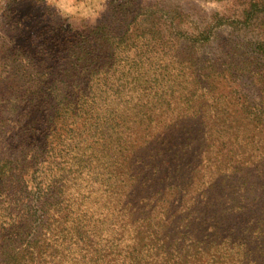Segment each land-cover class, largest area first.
Here are the masks:
<instances>
[{"label":"trees","instance_id":"1","mask_svg":"<svg viewBox=\"0 0 264 264\" xmlns=\"http://www.w3.org/2000/svg\"><path fill=\"white\" fill-rule=\"evenodd\" d=\"M9 15L0 264H264V35L199 52L264 0L195 32L145 0L82 30Z\"/></svg>","mask_w":264,"mask_h":264},{"label":"rangeland","instance_id":"2","mask_svg":"<svg viewBox=\"0 0 264 264\" xmlns=\"http://www.w3.org/2000/svg\"><path fill=\"white\" fill-rule=\"evenodd\" d=\"M147 2H156L160 5H174L177 6L181 12L184 14L182 22H180V27L186 29L189 32H195L196 30L202 29L207 23H210L211 17L214 15H224L226 17H234L239 14L242 8L246 5L249 0H217L219 5V10L216 11H205L201 7L204 0H145ZM16 9L20 14H28L32 21L41 20L52 24L64 25V22L59 21L56 18H51L53 15L50 10L44 8L42 5H37L35 0H9V6L7 11L0 15V35L1 29L5 27H10L8 24V16H10V11ZM108 16V11L103 15V19ZM259 19V18H258ZM256 21L252 26H248L245 30H236L230 26L221 24L217 28H213L215 32V37L208 42L206 45L199 47V52L202 55H211L221 48V39L231 35V36H241L246 37L253 36L255 33L264 35V18ZM259 21V22H258ZM210 25V24H209ZM70 27V26H69ZM71 28V27H70ZM73 29H79L80 26L73 25ZM12 35V32H10ZM14 35V34H13ZM239 36V37H240Z\"/></svg>","mask_w":264,"mask_h":264},{"label":"clouds","instance_id":"3","mask_svg":"<svg viewBox=\"0 0 264 264\" xmlns=\"http://www.w3.org/2000/svg\"><path fill=\"white\" fill-rule=\"evenodd\" d=\"M37 5L51 11V18H56L72 28L73 25L80 26L82 30L86 27H94L108 11L109 0H35ZM9 0H0V15L7 11ZM201 7L205 11L219 10L217 0H204ZM8 12V11H7Z\"/></svg>","mask_w":264,"mask_h":264}]
</instances>
